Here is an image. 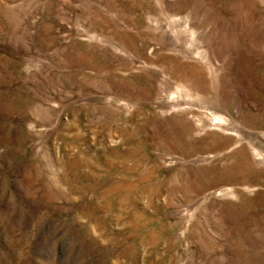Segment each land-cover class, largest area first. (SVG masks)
<instances>
[{
  "label": "rangeland",
  "instance_id": "obj_1",
  "mask_svg": "<svg viewBox=\"0 0 264 264\" xmlns=\"http://www.w3.org/2000/svg\"><path fill=\"white\" fill-rule=\"evenodd\" d=\"M0 264H264V0H0Z\"/></svg>",
  "mask_w": 264,
  "mask_h": 264
}]
</instances>
